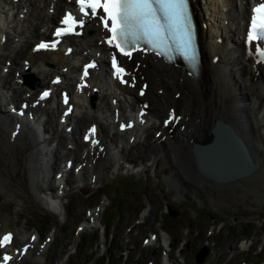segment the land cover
<instances>
[{"label": "bare ground", "instance_id": "6f19581e", "mask_svg": "<svg viewBox=\"0 0 264 264\" xmlns=\"http://www.w3.org/2000/svg\"><path fill=\"white\" fill-rule=\"evenodd\" d=\"M35 1H37V4H35ZM43 1L44 6H39V3ZM190 2H192V9L197 21V42L200 54L198 72L196 74H187L178 64L168 65L149 55L133 54L131 58L125 57L122 59L127 71L131 74L125 76V79L129 82L114 83L106 76V65L101 60L98 63L97 69H93L90 72L87 82L78 77L77 69H74L73 63L68 60V56L62 54L60 49L55 52L32 53L30 51L31 44L27 46L28 40L34 37L36 39L42 37L44 31L30 24L33 27L34 33L29 30L26 35L22 30H19L20 25H22L21 23L24 22L27 16L31 15L32 8L38 10L36 17L40 21L44 20L48 24L53 22L54 17L47 13L48 5H51L50 0H17L14 4L10 0H0V59H2L0 68L6 67L4 62L8 58V70L14 71L15 68L18 69L16 75H13L10 80H6L7 74L0 72V107L3 103L2 101H4L1 100L2 94L3 96L9 95L6 102L4 101V105L8 106L10 103L14 107L17 96H20V101L25 100V97L29 98L26 88L32 90L35 86H46L50 78L53 75H57V65L60 64V67H66L68 71L66 73L61 72L63 79L54 87L55 89L78 87L79 95L76 96L74 94L73 88L69 99V103L73 104V111L84 106L83 103L86 104L88 99L99 100L96 110H93L94 104L91 106L85 105L93 114L83 111L74 120L71 116L67 118V125L74 123L75 129H78L81 124L87 121L89 123H94V121L100 123L96 131L97 134L89 139L94 138L98 143L93 144L89 142L88 145L80 143V145L86 146L88 152L90 151L92 155L90 154L87 159L77 162V176L79 179H83L84 174L93 169V162L97 156L101 160L111 158L115 160L116 164H122V160L117 154L118 152L114 150L117 148L114 146L110 148L103 141L102 127L110 126L115 130L117 135L130 132V134L134 133L135 135L139 133L140 136L145 130V124L148 122L149 117L157 119L158 115H164L168 109L170 115H175L176 117L172 130H175V132L173 134L169 132H166L168 134L165 133V137L168 138L169 142H159V150L162 153L166 151L171 154L169 157L165 155L164 157H166L167 163L174 168L172 170L174 171L172 174V183L174 185H176L175 182H178L177 187H184L185 185L183 186L182 184L189 179L196 184L193 186L194 191L199 192L198 186L200 185L203 189L204 182L210 186L218 183L220 184L219 186L228 188L235 185L239 186V184L244 182L249 183L256 180V178L264 176V158L259 157L261 155L260 152H264V134L258 132L259 123L264 124V68H258L252 60L245 58L241 51L242 45L239 37L242 35L240 36L239 29L242 28L240 21L243 19L244 7L242 4L236 5L235 0H190ZM3 5L7 7L5 10L3 9ZM65 5L67 3H63V0H56L53 7L62 10ZM14 7L20 9L16 14L23 12L24 17L21 20L13 17V21L16 20V22L12 26L8 18L11 15L10 11ZM5 12L7 14L6 18ZM88 30L91 33H87ZM83 34V37L72 38L69 44L73 43L76 46L77 39H79L83 43L80 52L82 50L87 51L92 46L95 47V50L99 51V47L95 44L96 38L93 43L91 42L92 38L98 34L97 28L91 22L84 26ZM18 44L24 47L25 50L21 51L20 47L18 51L13 52L12 50ZM8 49L9 51H7ZM80 52L73 50L71 57L73 61L76 59V56H80ZM19 54L21 55L19 56ZM6 55L9 57H6ZM86 57L83 55L84 59ZM49 71L52 74L48 81H45L46 76L49 75ZM25 73H34L35 76L43 79L44 82H38L32 88L18 85L21 75ZM133 77L135 78L134 83L132 82ZM74 79L76 86L73 83ZM11 80H14V82H11ZM112 83L114 84L111 85ZM19 87H22L23 92L19 91ZM138 89H142L144 94L138 93ZM2 90L4 93H2ZM121 96L129 100V106L138 105L140 102L146 104L144 116H135L137 118L136 124L123 132L117 131L115 124L117 125V122L121 120V116L126 118L135 113H119V120L117 121L113 119L112 111L108 115V118L107 116H102V108H105L107 111L109 108L121 109L119 103ZM53 97L55 96L51 95L45 100V105L43 104V106H38V104L35 107H31L28 105L25 112L30 111L33 114H36L38 110L46 112L48 109L47 105L53 103ZM104 98L111 100L112 104L106 103L107 100L105 102ZM54 103L55 109H57V99ZM105 104L108 105L105 107ZM132 108L130 107L128 112L133 110ZM13 113L16 114V111ZM101 120H105L106 123L104 121V123L101 122ZM25 124L24 117L9 116L8 113L5 112L3 114V111L0 110V157L2 156L1 162L3 166L11 172L13 171V167L10 165V159L2 154L1 142L4 140V146L8 145V147L16 148L20 142V137L23 135ZM212 132H214V140ZM128 136L130 137L131 135H120V143L127 144L126 139ZM33 139L35 138L33 137ZM61 140L62 135H59V143ZM74 140L77 147L76 138ZM212 140L213 145L208 150L210 152L204 155L205 159L212 166L221 171L232 173L242 168H247L246 170L248 171L249 162L253 166L248 173L221 182L214 180L207 182L206 178L199 176L195 168L194 158L192 162L189 156L188 145H191L192 141L193 143L197 142L199 145H206ZM101 149L102 151L99 152ZM37 151L30 154L28 161V165H31V189L33 192L36 190L45 192L46 209L52 213H59V199L54 195L52 196L49 191H45L50 190L52 192L53 187H51L49 180H46V176L42 174L43 168L39 169L40 177L38 176V154L40 152L39 150ZM56 151L51 152L52 157L55 156ZM51 163L53 164L52 158ZM175 163L176 165L178 164V167L173 166ZM51 168L52 165L49 164V169ZM247 177L249 179L245 180ZM167 178L169 181L168 176ZM181 178L187 179L180 181ZM232 181L236 182L231 183ZM42 184L46 185L40 189ZM170 185L171 189H176V187L172 186L171 182ZM255 191L256 193H260V187L255 188ZM256 199H258L257 196ZM93 210L94 208L89 211V215H92L91 212ZM5 228V224L0 225L1 231L5 230ZM13 239L14 237H12V241ZM35 240L36 236L32 235L29 247L32 246ZM12 241L10 245L13 248L15 242L12 243ZM16 253L18 255L24 253V256H28L29 249L27 248L21 252L17 251ZM14 261H17V259ZM12 262L8 263L11 264Z\"/></svg>", "mask_w": 264, "mask_h": 264}, {"label": "rangeland", "instance_id": "374dc122", "mask_svg": "<svg viewBox=\"0 0 264 264\" xmlns=\"http://www.w3.org/2000/svg\"><path fill=\"white\" fill-rule=\"evenodd\" d=\"M30 42L31 40L27 43V46H29ZM10 76L11 74H8L6 80L10 79ZM48 77L49 75H47L46 79ZM32 78L33 83L36 84V79L33 75ZM38 88L37 86L34 89L37 90ZM21 90L23 92V89ZM127 100L120 98V106L124 113ZM95 102L94 100L93 104ZM48 115L52 119L53 115L51 113ZM162 116H159V119ZM103 121L105 122V120ZM86 124H83L81 128ZM46 127L49 132H52L50 135L51 140L47 142H42V137L44 139L49 134L41 135L38 140H35L33 137L36 135L30 129L28 131L27 125L16 148L8 147V145L4 146V140L1 139L3 140L1 142L2 154L10 159L13 171L11 172L3 166L1 156L0 224L8 222L7 228L13 230L15 239L19 243L26 240L28 232L37 234V244L42 243L45 236L52 234L51 241L47 244V249L40 252L36 247H33L29 251L28 256H24L23 259L18 261V263L14 262V264H102L104 258L102 259L101 257L103 255L100 256V249L97 250L101 244H103L104 249L112 248L114 244H117L118 247L120 245L123 247L124 240H126V245H137L140 239L149 232L163 235L170 234L172 235L171 237L175 234L178 236L181 232L178 226L184 227L188 223H190L191 227H200L201 230L204 226L205 217L207 219L219 217V214L222 212L225 217H228L229 222H232L230 220L232 217L242 222H239L240 226L236 225L238 223L235 225L224 224V226L231 228V236L224 237L221 234L217 235L213 246L214 254H211L214 258L211 261L212 264L232 263V261L225 259L224 246L227 243L234 242L238 230L251 241L248 244L252 243L249 245L246 257L249 255L251 261L258 259V261H261L259 264H264V176L256 178V180L249 183L244 182L239 184V186L235 185L228 188L221 187L218 183L210 186L204 182L203 189L200 185L198 186L200 191L196 192V195L207 200L206 192H212V196L217 199L216 203L212 207L203 204L201 199L191 203L189 201L188 190L185 189V186H190L191 190H193V186L196 184L189 179L182 184L183 186L185 185L184 187H177L178 182H175L176 185L172 183V174L174 173L172 170L174 168L166 160V157H169L171 154L166 151L162 153L159 150L160 143L157 144L156 138L153 136L157 126L156 123H153L131 145L122 146L121 148V155L126 156L129 160V163L127 162L126 165H131L130 161H137L135 165H138L142 161V164L137 166L145 168L142 172L136 176L129 175L127 174L128 170L125 171V168L115 170L112 167L111 161L96 158L93 162V169L84 174L83 179H79L78 176L76 178V174H67L65 178L66 188L63 191V198L60 200L59 213H50L46 209L45 192H39L38 190L33 192L31 189V165H28L29 157L31 153H36L39 150L38 176L39 169L43 168L42 174L46 176V180H49L51 187H53L52 192H54L55 185L52 175L57 170L56 165L61 167L67 157L70 159V156L60 155L61 152L68 149L67 146L70 145V142L68 141V134L67 136L65 134L67 137L65 142H63V136L61 140L63 143L60 142L54 147L56 137L53 127L47 122ZM263 130L264 124L260 122L258 132L264 134ZM174 132L175 130L170 134ZM102 136V139L109 147L112 146V142L119 146L118 143L120 141L118 142L117 136L110 135V130L106 129L105 132L103 131ZM76 139L78 140V135H76ZM167 141L169 142L168 138L164 139L163 142L168 143ZM192 143L193 141L190 144L192 145ZM61 145H63V148H61ZM191 145H188V151L193 162L190 152ZM82 148L81 145L78 146V151L75 155L81 157ZM54 150L58 152L56 151L55 156L52 157L51 152ZM155 150L158 151V154L160 153L159 156L163 159V166L161 158H157L158 162H155L153 166L147 167L149 163L147 154ZM260 154L262 156L259 155V157L264 158V152L261 151ZM51 158L53 164L51 163ZM151 159L154 160V156H151ZM80 160L82 159H76L77 162H80ZM113 162L115 166L120 165L116 164L115 160ZM49 164L52 165L51 169H49ZM173 166L178 167V164L176 165L175 163ZM198 175L201 176L199 173ZM92 176L96 179L93 183L90 181ZM167 176L169 177V181ZM161 178L167 186L161 181ZM185 179L187 178H181L180 181ZM248 179L249 177L245 178V180ZM206 180L207 182H211L208 179ZM170 182L173 187H176L175 190L172 188L173 193L179 196L176 201H182L180 210L175 208L173 203L165 197L166 190L169 189L168 187L171 188ZM235 182L232 181L231 183ZM45 185L42 184L40 189ZM258 187L262 191H259L261 195L255 191V188ZM45 191H49L52 194L50 190ZM169 191L172 190L169 189ZM170 194L173 196L172 193ZM256 196L258 199H256ZM173 202H175V199ZM190 204L192 207H189ZM166 206L172 210L169 214L165 212ZM94 207H98L99 210L93 222H89V224H93V227L84 228L83 230L79 228L80 231H78L77 226L85 221L88 216L87 213ZM190 210L191 213L188 212ZM95 211L96 208H94L91 214L93 215ZM141 218L143 222L140 225L135 224ZM127 227H130L129 231H126ZM247 239L245 240V245L248 242ZM171 240L172 238L169 239L170 242ZM179 243L180 241L177 238L175 244ZM146 248L149 251L153 248V245L150 247L146 246ZM132 253H136V250ZM114 257L116 261L111 264H118L119 257L117 255ZM106 261L110 262L109 255L106 256Z\"/></svg>", "mask_w": 264, "mask_h": 264}, {"label": "snow or ice", "instance_id": "6c2138e0", "mask_svg": "<svg viewBox=\"0 0 264 264\" xmlns=\"http://www.w3.org/2000/svg\"><path fill=\"white\" fill-rule=\"evenodd\" d=\"M75 2L79 17L71 11L66 12L54 35L59 38L75 33L77 28L84 26L86 18H98L102 29L109 34L105 42L110 48L115 49L111 55V67L114 70V77L121 83H128L125 76L131 74L121 66L117 53L131 58L137 51H153L169 60L173 59V54H177L195 68L198 52L189 0H75ZM253 13L247 37L249 41L264 39V3L255 7ZM58 42V40L51 44L41 42L36 45V49L55 48ZM256 51L264 57V50L257 48ZM92 66L91 64L85 66L84 76L88 75V68ZM134 79L133 77V83ZM54 82H59V78ZM140 94L143 95V91ZM48 95L49 92L45 91L41 99ZM64 102L68 103L67 94L64 96ZM68 111L70 112L71 108ZM95 132L96 128L93 125L85 139L94 137ZM91 142L98 143L94 138ZM11 241V233L4 235L0 238V248L6 247ZM11 259L12 257L5 253L3 264H7Z\"/></svg>", "mask_w": 264, "mask_h": 264}, {"label": "water", "instance_id": "95a60500", "mask_svg": "<svg viewBox=\"0 0 264 264\" xmlns=\"http://www.w3.org/2000/svg\"><path fill=\"white\" fill-rule=\"evenodd\" d=\"M218 124H216V125H218ZM213 129H212V131H213ZM213 133L214 132H212L213 140H214V134ZM213 140L206 145H199V144H195V143L191 145L190 152L192 153L193 158H194L195 168L201 176H203L204 178H206L210 181L214 180L216 182H218V181L221 182V181H225V180H228L230 178L237 177L239 175L248 173L250 168H252V166H253L249 162H248V168H249L248 171L246 170L247 168H242V169H237L236 171H234L232 173H227L225 171H221L220 169L212 166L210 164V162L207 159H205L204 155L207 154L208 152H210L208 150L213 145L212 144ZM204 253H205V249H203L198 254L197 262H199L201 260V257L203 256Z\"/></svg>", "mask_w": 264, "mask_h": 264}]
</instances>
